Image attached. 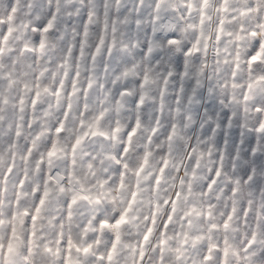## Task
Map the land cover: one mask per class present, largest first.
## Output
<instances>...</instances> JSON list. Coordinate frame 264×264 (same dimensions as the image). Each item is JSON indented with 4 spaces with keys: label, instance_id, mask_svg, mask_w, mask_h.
Segmentation results:
<instances>
[{
    "label": "snow or ice",
    "instance_id": "snow-or-ice-1",
    "mask_svg": "<svg viewBox=\"0 0 264 264\" xmlns=\"http://www.w3.org/2000/svg\"><path fill=\"white\" fill-rule=\"evenodd\" d=\"M0 264H264V0H0Z\"/></svg>",
    "mask_w": 264,
    "mask_h": 264
},
{
    "label": "clouds",
    "instance_id": "clouds-1",
    "mask_svg": "<svg viewBox=\"0 0 264 264\" xmlns=\"http://www.w3.org/2000/svg\"><path fill=\"white\" fill-rule=\"evenodd\" d=\"M129 55L131 56V55H132V53H129ZM136 59H137V61H139V60H140V57H139V56H137V57H136Z\"/></svg>",
    "mask_w": 264,
    "mask_h": 264
}]
</instances>
